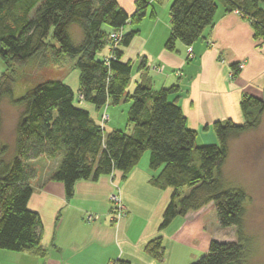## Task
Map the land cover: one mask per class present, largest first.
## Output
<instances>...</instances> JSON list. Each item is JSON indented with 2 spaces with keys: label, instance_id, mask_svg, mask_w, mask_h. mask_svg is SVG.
<instances>
[{
  "label": "trees",
  "instance_id": "obj_1",
  "mask_svg": "<svg viewBox=\"0 0 264 264\" xmlns=\"http://www.w3.org/2000/svg\"><path fill=\"white\" fill-rule=\"evenodd\" d=\"M217 1L172 0L164 49L175 50L177 42L191 47L213 26ZM221 2L226 11H237L250 22L255 39L264 40V0ZM147 7L144 0H138L129 15L115 0H0V59L6 65L0 74V104L9 97L22 106L15 125V152L8 159L0 156V249L41 253V221L27 207L33 190L30 181L37 170L33 161L42 157L56 161L47 179L61 182L69 198L78 180H96L115 171L125 177L148 150L149 167H161L151 184L172 189L160 228L176 216L212 203L219 227L236 228L237 240H211L207 252L191 264L244 263L246 195L240 189L224 187L221 168L230 139L260 124L264 89L260 98H241V123L231 119L213 122L216 143L196 146V131L187 126L176 100H169L178 91L177 85L155 90L149 82L140 81L127 92L131 62L122 58V48L139 30L124 32V27L128 23L138 26ZM72 25L81 31L80 42L71 39ZM116 31L122 33L114 43L110 34ZM68 61L78 72L76 90L62 78H45L22 96L13 97L16 75L12 67ZM231 68L234 74L240 70L238 64ZM121 103H129L126 129L105 131L97 123L99 111ZM146 252L163 259L161 238L150 241Z\"/></svg>",
  "mask_w": 264,
  "mask_h": 264
},
{
  "label": "crops",
  "instance_id": "obj_2",
  "mask_svg": "<svg viewBox=\"0 0 264 264\" xmlns=\"http://www.w3.org/2000/svg\"><path fill=\"white\" fill-rule=\"evenodd\" d=\"M115 1L130 15L138 0ZM144 1L148 5L146 14L154 13V23L122 48V58L131 61L125 52L135 46L137 54L143 56V65L134 77L149 82L155 90L177 85L178 91L169 100H176L187 126L196 131V139L201 135L200 144L203 139L214 144L217 140L210 132L213 122L231 119L241 123V98L262 97L264 40L254 38L250 22L237 11H226L223 4H218L213 26L192 44V57L186 60L183 44L177 42L173 51L164 49L170 33V17L167 13L162 19L157 5L164 3L166 7L171 0ZM107 52L108 49L104 55ZM233 64L241 65L236 74L231 68ZM158 66H163L162 72L154 70ZM77 76L78 73L73 78L74 90ZM109 107L99 111L97 120L105 112L108 115L105 131L122 129L114 126V111H109ZM87 108L92 111V107ZM33 164L37 170L30 181L33 190L27 207L41 221V253L0 249V264H189L205 254L214 240L208 227L214 209L211 203L176 216L160 228L172 189L151 184L161 167L155 170L149 167V152L142 154L125 177L115 171L96 180L76 181L69 198L61 182L47 179L56 161L42 157ZM113 192L119 193L125 206V216L116 222L110 220L109 198ZM89 215L93 217L90 222L86 220ZM158 237L164 250L160 260L146 252L147 244Z\"/></svg>",
  "mask_w": 264,
  "mask_h": 264
},
{
  "label": "rangeland",
  "instance_id": "obj_3",
  "mask_svg": "<svg viewBox=\"0 0 264 264\" xmlns=\"http://www.w3.org/2000/svg\"><path fill=\"white\" fill-rule=\"evenodd\" d=\"M217 2L219 6L222 4L221 0ZM164 5L166 4L157 5L162 19L167 16L170 4L166 7ZM152 23H154V17L149 16L147 13L138 26L126 24L125 32L138 29V34L143 35L152 26ZM69 33L74 43L80 42L82 35L78 26H70ZM137 50L135 46H132L125 52V57L131 60V77L127 92H132L136 83L140 80L138 76L134 77L139 67L141 68L140 65L143 60V56L138 55ZM71 64V61H68L62 65L49 64L37 67L35 62H32L24 66L12 67L16 75V81L13 86V97L18 98L22 96L27 89L45 78H62L75 89L73 78L78 72L72 70ZM5 70L6 65L0 59V74ZM153 72L155 71L153 70L150 76H153ZM128 107L129 103H121L109 107V111H112L111 109L114 111V115L112 116L114 126H121L122 129H126L127 117L125 116H127ZM21 111L22 106L16 105L11 98L4 97L2 99L0 104V156L2 155L6 159L11 158L15 152V125ZM112 121L109 125L112 124ZM210 132L215 136L212 129ZM205 133L208 132L205 131ZM205 133L203 136H205ZM199 139L201 140V135L198 134V138L195 139L196 146L211 144L205 143V139L200 144ZM144 152L148 153L149 151L145 150ZM221 178L223 179L225 188L240 189L246 195L244 202L245 213L242 223L243 243L246 248L243 264H264V114L260 124L255 129L246 131L230 139L228 155L221 168ZM216 218V213L213 209L209 217L210 222H208V227H210L209 229L214 240L225 242L237 240L236 228H221L218 226L219 224L217 225Z\"/></svg>",
  "mask_w": 264,
  "mask_h": 264
},
{
  "label": "built area",
  "instance_id": "obj_4",
  "mask_svg": "<svg viewBox=\"0 0 264 264\" xmlns=\"http://www.w3.org/2000/svg\"><path fill=\"white\" fill-rule=\"evenodd\" d=\"M121 33H122L121 31H116V32H112L110 34V38L113 39L114 43H116L120 39ZM186 56L189 59L192 57L191 47L186 48ZM238 66H239V68H241L240 64H238ZM154 70H156L158 72H162L163 66L154 67ZM80 98H81V96H80ZM107 120H108V115H107V113L103 112L99 117V122H98L99 126L101 128H103V126ZM109 201H110V220L112 222H116L125 216V206L121 201L119 193H117V192H113L110 195ZM92 218L93 217L89 215L86 217V220L88 222H90L92 220Z\"/></svg>",
  "mask_w": 264,
  "mask_h": 264
}]
</instances>
